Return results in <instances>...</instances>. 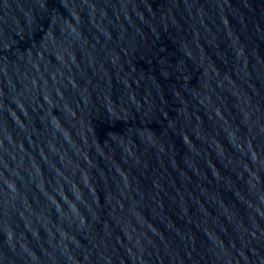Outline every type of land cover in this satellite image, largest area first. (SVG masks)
Instances as JSON below:
<instances>
[{
    "label": "water",
    "instance_id": "1",
    "mask_svg": "<svg viewBox=\"0 0 264 264\" xmlns=\"http://www.w3.org/2000/svg\"><path fill=\"white\" fill-rule=\"evenodd\" d=\"M0 264H264V0H0Z\"/></svg>",
    "mask_w": 264,
    "mask_h": 264
}]
</instances>
